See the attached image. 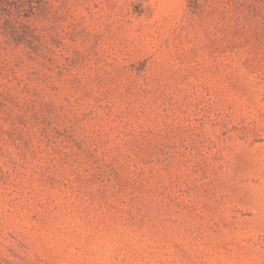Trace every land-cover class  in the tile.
I'll return each mask as SVG.
<instances>
[{"label":"rangeland","instance_id":"obj_1","mask_svg":"<svg viewBox=\"0 0 264 264\" xmlns=\"http://www.w3.org/2000/svg\"><path fill=\"white\" fill-rule=\"evenodd\" d=\"M0 264H264V0H0Z\"/></svg>","mask_w":264,"mask_h":264}]
</instances>
